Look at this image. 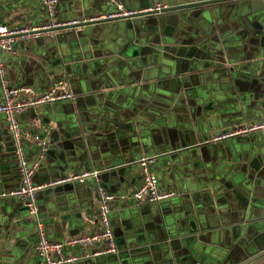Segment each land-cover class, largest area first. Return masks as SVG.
<instances>
[{"label":"crops","instance_id":"0c3cea01","mask_svg":"<svg viewBox=\"0 0 264 264\" xmlns=\"http://www.w3.org/2000/svg\"><path fill=\"white\" fill-rule=\"evenodd\" d=\"M119 1L134 10L159 2L172 9L107 20L117 10L112 0H59L55 19L81 23L19 40L3 53L10 83L45 92L63 80L76 96L19 115L48 140L43 155L24 145L37 163L44 232L63 240L101 229L95 178L69 179L98 170L100 185L116 194L111 221L119 251L68 264H220L239 251V241L264 231V129L212 140L264 120V11L252 12L251 0L201 7L197 0ZM48 21L41 0H0V24ZM143 156L155 158L160 189L175 196H132ZM19 183L14 141L0 114V264H38L36 218L21 199L5 195Z\"/></svg>","mask_w":264,"mask_h":264},{"label":"built area","instance_id":"2783aa9c","mask_svg":"<svg viewBox=\"0 0 264 264\" xmlns=\"http://www.w3.org/2000/svg\"><path fill=\"white\" fill-rule=\"evenodd\" d=\"M48 22L42 26L17 25L9 23L0 24V78L3 88V102L0 104V114L7 122V128L13 138L15 145V157L20 174V183L15 189L5 195L15 196L24 202L29 213L36 218L38 238L33 251L38 257V264H68L81 258L97 257L104 254L117 252L118 245L113 232L111 221V204L116 194L107 191L100 185V172L98 170L86 171L69 179L85 181L88 177L95 178L98 187L99 212L98 217L101 229L92 232L69 236L63 240H51L45 232L44 226L39 218V206L37 202V191L40 186L34 183V174L37 163H30L24 148L25 143L39 147L40 155L47 151L48 140L46 137L23 126L19 115L32 106L57 101L75 99V94L64 87V81L55 82L47 91L38 92L33 86L26 84H12L6 78V69L3 60L5 51H12L17 41L22 39H34L42 36H56L62 27L79 24L81 21H69L60 23L55 19L56 8L59 0H41ZM116 5V12L108 14L102 19L113 20L118 18H133L145 15H157L172 8L171 4L156 3L143 9H129L119 0H112ZM101 18H92L98 21ZM264 129V120H257L248 126L237 129H225L216 133L213 141H225L232 136L246 134L255 130ZM155 158L143 156L137 161L141 174V184L133 192L132 196L141 202H161L176 195L174 190H161L158 176L153 169ZM81 247L84 250L82 256L69 253L67 249Z\"/></svg>","mask_w":264,"mask_h":264},{"label":"water","instance_id":"95a60500","mask_svg":"<svg viewBox=\"0 0 264 264\" xmlns=\"http://www.w3.org/2000/svg\"><path fill=\"white\" fill-rule=\"evenodd\" d=\"M217 0H197L194 2L195 7H201L206 6L215 3ZM253 4V8L251 9L252 12L256 11H264V0H251ZM172 9V8H171ZM151 16V15H149ZM140 17V16H138ZM136 18V17H133ZM57 102H54L56 104ZM25 209L27 210L29 214L28 208L25 206ZM198 229L196 227H192L190 230V233L197 232ZM215 231L214 235H219L218 232ZM200 239L202 240V236H200ZM244 243V244H243ZM172 247L175 250L182 249V245L180 240L172 241ZM240 249L237 253L233 254L229 259L223 260V262H220V264H264V231L263 232H254L251 236L247 237V240L244 242L239 241ZM183 250L178 251L177 253H181ZM126 252H120V256H126Z\"/></svg>","mask_w":264,"mask_h":264}]
</instances>
